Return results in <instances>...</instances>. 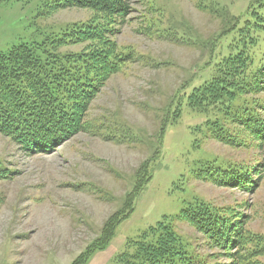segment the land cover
I'll return each instance as SVG.
<instances>
[{
	"label": "rangeland",
	"instance_id": "rangeland-1",
	"mask_svg": "<svg viewBox=\"0 0 264 264\" xmlns=\"http://www.w3.org/2000/svg\"><path fill=\"white\" fill-rule=\"evenodd\" d=\"M52 1L2 4L0 52L20 43L47 46L59 27L93 17L88 9H53ZM214 1L217 14L198 10L190 0H130L131 10L111 40L121 48L130 47L134 61L110 76L90 103L89 132H76L49 153L24 151L0 134V165L6 170L0 178V264H70L100 236L106 220L121 213L122 201L135 182L134 172L146 159H156L147 170L153 177L134 212L87 264H112L127 239L162 215L175 216L192 197L216 207L233 206L248 216L245 227L264 233V174L253 177L258 185L247 192L193 178L184 164L187 154L190 159L217 157L246 165L263 155L245 128L235 129L241 131L246 146L219 142L206 128L203 137L205 115L191 113L183 100L182 92L194 87L187 91L189 85L210 77L213 67L205 65L212 53L207 48L235 19L229 34L214 42L213 61L227 52L231 42L241 44L246 32L238 28L255 0ZM259 37L258 52L264 50V31ZM85 45L61 46L58 51L75 52ZM258 97L264 100V93ZM177 105L183 116L176 122L168 111ZM162 128L166 131L160 138ZM197 140V153H192ZM181 172L186 177L178 181ZM172 224L176 234L212 263L228 261L186 222L175 218Z\"/></svg>",
	"mask_w": 264,
	"mask_h": 264
},
{
	"label": "trees",
	"instance_id": "trees-1",
	"mask_svg": "<svg viewBox=\"0 0 264 264\" xmlns=\"http://www.w3.org/2000/svg\"><path fill=\"white\" fill-rule=\"evenodd\" d=\"M6 1L0 0V6ZM190 1L202 12L218 13L214 0ZM71 7L88 9L93 17L87 22L59 27L47 46L20 43L0 52V134L27 152L49 153L76 132H89L91 124L86 120V112L90 103L110 76L134 61L130 47L121 48L111 40L118 32L116 26L131 10L130 0H53L51 8ZM245 15L242 27L238 28L246 32L241 44L231 42L227 52L213 61L214 42L229 34L237 23L235 19L212 38V47L207 48L212 54L205 66L213 67L209 80L189 85L187 91L194 87L182 94L191 113L205 115L203 131L206 128L211 138L230 146H246V141L239 137L241 131H237L245 128L263 149L262 159L246 165L217 157L190 159L187 154L184 164L187 162V174L193 178L251 192L258 185L253 177L264 174V100L256 98L264 93V50L257 51L259 35L264 31V0L249 4ZM250 31L255 34H249ZM83 42L87 45L79 51H58L61 46ZM169 113L176 122L183 116L179 105ZM165 131L160 130V138ZM198 142L196 149L191 148L192 153H197ZM155 160L146 159L139 165L131 192L122 201L121 213L106 220L100 236L70 264H87L96 252L110 244L115 229L134 212L138 197L152 179L147 170ZM4 171L0 165V178ZM179 175L178 181L186 177L182 172ZM175 218L201 233L228 261L212 263L194 251L192 244L173 230ZM247 218L233 206L216 207L198 197L185 199L175 216L162 215L154 225L127 239L111 263L264 264V233L245 227Z\"/></svg>",
	"mask_w": 264,
	"mask_h": 264
},
{
	"label": "crops",
	"instance_id": "crops-1",
	"mask_svg": "<svg viewBox=\"0 0 264 264\" xmlns=\"http://www.w3.org/2000/svg\"><path fill=\"white\" fill-rule=\"evenodd\" d=\"M96 256V255H95Z\"/></svg>",
	"mask_w": 264,
	"mask_h": 264
}]
</instances>
